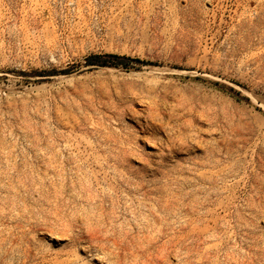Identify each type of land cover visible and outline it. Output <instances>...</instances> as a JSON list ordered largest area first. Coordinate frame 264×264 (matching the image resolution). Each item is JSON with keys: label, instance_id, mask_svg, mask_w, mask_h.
I'll list each match as a JSON object with an SVG mask.
<instances>
[{"label": "rangeland", "instance_id": "obj_1", "mask_svg": "<svg viewBox=\"0 0 264 264\" xmlns=\"http://www.w3.org/2000/svg\"><path fill=\"white\" fill-rule=\"evenodd\" d=\"M0 264H264V0H0Z\"/></svg>", "mask_w": 264, "mask_h": 264}, {"label": "trees", "instance_id": "obj_2", "mask_svg": "<svg viewBox=\"0 0 264 264\" xmlns=\"http://www.w3.org/2000/svg\"><path fill=\"white\" fill-rule=\"evenodd\" d=\"M110 60L115 65H125V63L128 62H137V63H141L140 60L138 59H131L129 57H125V56H118V55H92L90 56L87 61L88 63H92V64H98L101 67H105L108 66V61Z\"/></svg>", "mask_w": 264, "mask_h": 264}]
</instances>
